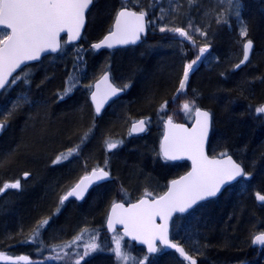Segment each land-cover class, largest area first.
Here are the masks:
<instances>
[{"label":"trees","instance_id":"1","mask_svg":"<svg viewBox=\"0 0 264 264\" xmlns=\"http://www.w3.org/2000/svg\"><path fill=\"white\" fill-rule=\"evenodd\" d=\"M241 2L246 7L242 19L248 28L247 37L255 42V48L249 63L238 70L234 65L241 57L246 37L240 36L239 25L230 22L233 15L223 0H195L191 4L189 0H143L139 5L125 4L134 10H146L148 21L158 17L161 10L165 11L162 17L177 12L180 18H176L175 25L192 23L208 32L211 39L208 58L213 60H206L189 75L184 93L194 100L196 107L209 109L213 114L209 154L226 151L252 176L240 179L218 198L198 205L183 217L190 218L194 211L202 209V218L188 221L196 235L188 229L185 232L180 229L179 235L176 234L174 223V237L198 259V264H264V261L258 262L262 256L264 258V250L259 253L257 263H252L258 252L251 246L255 231L264 228V205L255 201V193L264 195V116H255L253 112L264 103V3ZM122 5L120 0L95 1L80 43H64L58 54L28 65L21 76L28 73L30 83L17 80L0 94V119L9 111L13 112L0 135V182L4 177L23 171L29 174L30 180L20 191L30 190L33 186L38 188L35 197L28 204L21 201L18 210L5 206L6 215L0 219L1 253L26 255L32 259L31 264H59L37 261L34 244L28 241L29 233H26L35 220L49 216L47 214L73 175L64 166H49V160L57 150L80 145L82 159L93 164L96 159L102 162L106 155L111 157L112 151L104 153L106 137L128 139L113 155V185L106 183L83 204H71L70 211L58 215L51 232L52 239L49 240L48 232L41 236L47 245L54 240L55 244L61 242L76 223L101 217L111 191H115L116 199L123 197L124 202L134 201L140 198L144 185L157 187L161 184V175L189 168L188 162L174 163L168 169L158 161L163 120L157 118V109L181 94L178 88L184 60L194 56L193 50L188 43L167 37L157 29L150 30L147 38L137 46L117 50L92 49L91 42L99 40L111 29L116 10ZM181 14L185 15L182 17ZM221 17L228 23L218 24L216 21ZM107 70L120 86H130L125 94L111 101L100 117H96L89 93L93 83ZM69 85H73L72 91L59 99ZM14 104L18 105L16 109H13ZM145 116L151 120L147 132L129 134L131 120ZM85 133L87 139L81 143ZM32 144L30 149L35 159L12 169L11 162L5 159ZM80 160L73 162L71 171L79 168L77 161ZM188 238L199 241L189 244ZM182 261L171 251L164 252L160 260L151 264H182Z\"/></svg>","mask_w":264,"mask_h":264},{"label":"snow or ice","instance_id":"2","mask_svg":"<svg viewBox=\"0 0 264 264\" xmlns=\"http://www.w3.org/2000/svg\"><path fill=\"white\" fill-rule=\"evenodd\" d=\"M195 0H189L194 3ZM93 0H0V90H6V86L15 84L17 80L23 79L25 83H30L28 73L13 75L17 69H21L29 61L39 60L42 53L58 52L61 50L60 34L66 32L68 40L75 41L80 38L81 30L85 23V13L88 11ZM231 3V0H229ZM239 3L237 0V10L235 15L240 16ZM147 11L141 8L139 11L129 10L127 5H122V9L115 17V30L110 31L99 43L93 44L94 49L102 47L112 48L117 44H135L141 38V34L146 32V25L151 21H146ZM227 24L228 21L218 18L216 21ZM189 27H192L191 23ZM161 32L170 31L178 34L180 37L192 40L189 32L181 27H161ZM196 31H200L196 29ZM206 35L205 32H200ZM240 36H248V28L246 25L240 29ZM195 43V41H193ZM253 50V41L247 39L242 45V59L234 65L235 69L249 62L250 54ZM208 52V46L199 48V53L195 59L186 64L183 77L180 80L178 92L186 90L189 73L193 71L194 65L200 61ZM23 71V70H22ZM11 78V79H10ZM71 79V78H70ZM75 82H73L74 84ZM103 83L106 85V91L103 96L99 95V85H96V91L91 94V99L95 103V111L100 113L103 104L112 96H116L120 91L125 90L130 85L124 84L122 87H115L109 82L107 74L103 77ZM73 85H69L63 90V94L59 99H63L72 91ZM91 87V86H89ZM194 104V101L192 102ZM167 102L161 105V111L166 108ZM18 105L14 104L13 109ZM185 112H191L192 104L185 102L182 105ZM257 113L264 114V105L255 109ZM13 115L9 111L7 115L0 119V132L7 127L8 118ZM195 126L191 129L183 125L174 124L171 117H168V132L160 146L161 153L165 160H178L187 158L192 162V171L180 177L178 180L171 181L168 191L158 198L140 199L137 203L125 207L123 203H115L111 205V214L108 217V228L115 231L116 224L125 226V234L131 236L133 240H138L142 244L147 245L148 253H156L160 251L157 247V241L162 245L175 249L188 264H197L196 258L185 251L180 245L169 240L168 229L169 221L174 213H185L192 209L201 201L217 196L221 188L236 181L238 178H250V173L245 172L241 164L232 159L227 152L220 153L222 159L209 157L205 152V144L208 140L209 130L211 127V113L195 108ZM146 119H140L132 123L129 134L144 132L146 130ZM88 134L85 133L81 140L83 143L87 139ZM109 151L115 149L122 141L105 142ZM80 145L69 149L66 153H61L54 163H60L69 157L77 154ZM28 174L25 173V176ZM109 177V172L104 168L93 169L89 174L83 176L70 191L63 195L60 200V206L69 197L83 199L88 188L97 181L105 180ZM20 180L13 183H5L0 186V193L7 189H20ZM149 193L145 192V196ZM255 198L264 205V195L257 192ZM59 212V207L56 210ZM163 223L157 224V218ZM48 224V219H44L36 226L33 233V240L39 235V230ZM87 231V230H85ZM83 233L77 236L75 240L81 239ZM116 246L113 249L116 258L121 264H128L130 259H134L127 255L121 249V238H114ZM75 241L69 242L68 247ZM251 243L254 245L264 246V232H260L253 236ZM99 248L92 241L85 245V250L80 259L75 264H80L84 257L90 252H94ZM67 255V253H66ZM0 259L13 261L12 257L0 254ZM148 257L144 256L143 261H147ZM31 264L27 256L15 258L13 264ZM140 264V262H137Z\"/></svg>","mask_w":264,"mask_h":264},{"label":"rangeland","instance_id":"3","mask_svg":"<svg viewBox=\"0 0 264 264\" xmlns=\"http://www.w3.org/2000/svg\"><path fill=\"white\" fill-rule=\"evenodd\" d=\"M95 1H97V0H94V3H95ZM120 1H122L123 5L128 4V3L138 4L139 5V3L142 2L143 0H120ZM144 1H146V0H144ZM149 1H151V0H149ZM158 1L163 2V0H158ZM223 1L225 2V4H227V6L229 7V9L232 11L230 13L237 19V22H238L240 28L242 26H244L245 24H244L243 19L240 20V16L242 15V12H240V10H239V12H240V16L239 17H237L235 15V12L237 10V8H236V6H237V0H231V3H229V0H223ZM240 1L241 0H238V3ZM251 1H254L256 4L258 2L259 3H262V2L264 3V0H251ZM171 2H172V0H171ZM228 3H229V5H228ZM241 3L242 2L239 3V6H240ZM120 8H121V6L118 7V9L116 10V13L118 12V10ZM240 8L241 7H239V9ZM174 9H176V8L174 7ZM263 10H264V8H263ZM116 13H115V15H116ZM163 13H165V11L164 10H161V14L158 17H154L151 20V25H149V23H148V25H149V32H150V30H152L154 32V30H156V29L158 31H160L159 29L161 27H168V28L181 27V28L186 29L189 32V34L193 38L192 40H188V39H185L184 37H180L178 34L173 33V32H170V31H164L163 32L167 37L170 36L172 38L180 39L181 41H183L185 43H188L190 45V47L192 48L194 56L191 59H189V60L186 61L185 65H184V68H185L186 64L190 63L193 59L196 58V56L199 53V48L200 47H203L205 45L208 46V52L205 53L204 57H201L200 61H198V63L196 65H194L193 69L196 68V67L198 68L206 60L207 61H212L213 60L212 57H209L208 58L209 53H210L209 50L211 49V39L208 36V32L204 31L201 26H199V25H193L192 23H191L192 27H189V24L190 23H187L186 25H175L174 23H176V21H177L176 18H180V14L176 12L175 14L170 15L168 17L167 16L162 17L163 16ZM184 15L185 14H181L182 17ZM196 29H199L200 31H196ZM200 32H205L206 35H201ZM193 41H195V43H193ZM92 49H94V48H92ZM20 75H22V74H20ZM111 75H112L113 81L116 84H118L116 82V80L114 79L112 73H111ZM189 75H190V73H189ZM126 89L128 90L129 87L126 88ZM91 90H92V88H91ZM184 91L181 92L180 95H175L174 98L171 99L170 103H167V106H166V108H164L163 111L160 110L161 107L158 108L157 109V113H158L157 114V118L171 117L172 120H175V121H187V122H191L192 119H193V115H194V111H195L196 105H195V102H194V104L192 103L194 100L192 98L188 97V95H186L184 93ZM185 102H189L190 104H192V109L193 110L191 112H185V111H183L182 105ZM255 113L256 114H259V115L261 114V113H257L256 111H255ZM31 136L34 137L35 135H31ZM108 140H111V141H122V143L119 144V146H121L123 143H126V141L128 139H127V137H122V136H111L110 138L109 137L107 138V141ZM32 146H33V144L31 146L26 145V147L24 149H20V151L16 155L11 156V157L5 159V161H8V163H9V161L11 162V164H12L11 165V168L12 169H14V168L15 169L20 168L24 163L29 162L30 160H34L35 159L33 153L31 152L32 149H30ZM68 150L67 149H65V150L64 149L57 150L56 152H54L52 154V156H51V158L49 160V165L51 167L52 166L54 167L55 165L62 166V167L64 166L66 169H69V172L71 174H73L71 176V178L69 179V181L66 183V185H65L66 187L71 186L77 180V178H76L77 177V173H74L75 171H71L72 168H73V165H74V163H72V160L73 161H76L77 159L75 157L71 156L67 160H63L60 163H54V161L56 160V158L61 153H66ZM116 152L117 151H115V152L112 151L111 157H113V155H115ZM222 152H226V151H221L217 155H220V153H222ZM83 166L87 167V165H85V164ZM251 177L252 176L250 175V178ZM250 178H244V179H250ZM16 180H20L21 188H22V187H24L25 183H28L29 182V180H30L29 179V174L27 176H25V172L22 171L21 173H18V174L14 175V176L4 177L1 180V182H0V186H2L5 183H13ZM65 186L63 188H65ZM143 187H144V189H142V191L139 193L141 196L145 195V192L149 193L148 196H150V197H155L157 194H159V191H156L157 187H155V186H152V185L149 184V185H146V186L144 185ZM20 189H7L3 193H0V219L6 215L5 214V210H4V208H5L6 205H10V207L8 209H11V210H15L16 209V210H18V207L17 206H19V204H21V201L23 202V204H25V203L28 204L30 202L31 198L32 197H35L36 193L38 192V188L36 186L31 187L30 190L29 189H26L24 191L22 190L23 192L20 191ZM13 190H15V191H13ZM7 192H9V193L7 194ZM63 192H64V190L61 192V194ZM7 199H9V200H7ZM58 200H60V198ZM201 210L198 209L196 212L194 211L192 213V216L190 218H183V217L178 218L177 221L175 222V228H177V230L174 228L175 229V233L177 234L178 230H180V229L182 231H184V232L187 231V229L188 230H191L190 229V224L188 223V221L189 222H192L194 219H200V218H202L201 217L202 214H200L201 213ZM78 223H76L73 226V228L71 230V233H69L67 235H64V238L65 239L62 238L61 242L59 241L58 244H55L54 243L52 245H47V243L43 240V237H41V235L40 236H37L35 238V240H32L31 243H33V244H36L37 242L42 243V245H40L38 247L39 249H37L36 251H34L35 252V255L37 256V261L44 260V261H48V262H61L64 259H66L67 257H73L75 260L76 259L77 260L80 259V255H82L83 252H84V250H85V248H84V250H80V246L81 245H84L85 246L86 244L90 243L92 241V238L97 235V230L98 229L97 228H93V229L91 228V229H89V226H91L90 224L94 223V227H96L95 226L96 224L98 225V224H101L102 222H101V219L99 217L97 219L96 218L95 219L93 218V219H91L89 221L88 220H84V221H82V222L79 223L80 225ZM185 223H186L187 226L185 225ZM85 230H87V231H85ZM190 232L193 233L192 234L193 236L196 235L195 231L192 232V230H191ZM39 233H40V230H39ZM81 233H83L81 239L75 240V238L77 236H80ZM254 234H256V233H254ZM254 234H253V236H254ZM120 235H121L120 233L116 232L114 234V236H113V239L114 238H120ZM178 235H179V232H178ZM180 235H182V234L180 233ZM253 236H252V238H253ZM51 239H52V234H50V236H49V240H51ZM72 241H75V242L71 244V247H68L69 242H72ZM198 241H199L198 238H195L194 240H192V238L191 239L190 238L187 239V242L189 244H197ZM114 242H115V239H114ZM120 243H121V240H120ZM252 245L253 244H251V246ZM115 246H116V243H115ZM67 249H70L71 252L68 253ZM121 249L127 255H129L130 257L134 258V259H130L128 261V264H133L134 262H138V261L140 262V264L156 263L158 260H160L163 257V254H164L163 252H160V253H158L155 256L148 257V260L147 261H143L144 255L142 253H140L142 255L134 254L135 252L133 253V249L130 246H126L124 243H121ZM104 251H106V250H104ZM195 251L197 253V250H195ZM96 252L97 251L90 252V254L87 257L89 258V257L92 256L93 258H95V257L99 258V255H96L95 256ZM66 253H67V255H66ZM178 258L181 259L180 257H178ZM181 260H183V259H181ZM254 261L255 262H252V263H257L256 261H258V254L255 257ZM262 261H264L263 256L259 259L258 262H262ZM117 264H121V262L118 260V263ZM182 264H186V263H184V260L182 261Z\"/></svg>","mask_w":264,"mask_h":264},{"label":"bare ground","instance_id":"4","mask_svg":"<svg viewBox=\"0 0 264 264\" xmlns=\"http://www.w3.org/2000/svg\"><path fill=\"white\" fill-rule=\"evenodd\" d=\"M241 2V1H240ZM239 2V3H240ZM242 5V3L240 4V12H245L246 11V7L245 6H241ZM229 11L230 12H232L230 9H229ZM240 20H242V15L240 16ZM230 22H232L234 25H239L238 24V22H237V19L233 16L232 17V19H231V21ZM227 28H228V25H225ZM247 39H251V38H248V37H246L244 40H243V43L244 42H246L247 41ZM254 42V41H253ZM243 45V44H242ZM254 48H255V42H254ZM254 48H253V51H254ZM252 54H253V52H252ZM251 57H252V55H251ZM240 59H242V54H241V57H240ZM240 59H239V61H240ZM187 60H189L188 58H185V60H184V64L186 63V61ZM239 61L237 62V63H239ZM249 63V62H248ZM245 66V65H244ZM197 69V67L196 68H194L193 69V71L192 72H190V74L191 73H193L195 70ZM235 69V68H234ZM235 70H238V69H235ZM108 71V70H107ZM105 72V71H104ZM103 72V73H104ZM129 90V89H128ZM126 92H127V89H126ZM125 92V93H126ZM90 93H91V91H90ZM90 93H89V98H90ZM124 93V94H125ZM91 101V100H90ZM92 104V103H91ZM264 104V103H263ZM262 104V105H263ZM163 105V104H162ZM261 105V106H262ZM92 107H93V105H92ZM161 107V106H160ZM159 107V108H160ZM196 108H203V107H196ZM204 109H206V108H204ZM256 109V108H255ZM255 109L253 110V112H254V115L255 116H258L259 114H256L255 113ZM93 110H94V107H93ZM207 110H209V109H207ZM210 112H211V110H209ZM212 113V112H211ZM94 114H95V111H94ZM194 114H195V111H194ZM95 116H96V114H95ZM97 117V116H96ZM212 117H213V114H212ZM140 118H144V119H146V120H148L149 122L147 123V130L149 129V127H150V122H151V120H150V118H148V117H140ZM140 118H135V119H132L131 120V122H130V125H131V123L134 121V120H138V119H140ZM168 119V117H165V118H163L162 117V120H163V130H162V132H161V135H160V138H159V151H160V140H161V137H162V135H163V133H164V122H165V120H167ZM194 120V115H193V119H192V121ZM173 121H175V120H173ZM192 121L191 122H187V121H175V122H185V123H187V124H190V123H192ZM147 132V131H146ZM145 132V133H146ZM212 133H213V127H212ZM212 133H211V136H212ZM144 134V133H143ZM141 135V134H140ZM111 136H109V138H110ZM107 138L108 137H106L104 140H103V145H104V153H110L111 151H119L120 150V148H121V146H118L117 148H115V149H112L111 151H109L108 149H107V147H106V141H107ZM210 139H211V137H210ZM209 144H210V141H209ZM116 152V153H117ZM208 152H209V145H208ZM115 153V154H116ZM82 150H79V152L77 153V154H75V155H73V157H75L77 160L79 159V158H81V160L78 162L77 161V163L80 165L79 166V168L76 170L75 169V173H77V180L75 181V183H73L71 186H69V187H66L65 186V188H63V190H64V192L62 193V194H60L59 196H58V199L59 198H61L63 195H65L69 190H71V188L76 184V183H78V181L83 177V176H85V175H87V174H89L93 169H96V168H104L105 169V171H108L109 173H110V175H111V179L110 180H108V181H105V182H101V183H97V184H103V183H108V182H111V184L113 183L112 181H114L113 179H114V174H113V170H112V167H113V157H110V154L109 155H106L107 157H105V159H103V161L102 162H99V160L98 159H96V160H94V162H93V164H90L86 159H82ZM109 156V157H108ZM211 156H220V155H211ZM158 161L160 162V164H162V166H166V168H168L169 169V167H171L172 166V164H174V162H171L170 160H165L164 158H163V155L161 154V151H160V157L158 156ZM73 162H76V161H73L72 160V163ZM186 162H188V161H186ZM189 163V162H188ZM87 165V167H85V166H83V165ZM50 166V165H49ZM112 166V167H111ZM244 166V165H243ZM51 167V166H50ZM189 168H190V164H189ZM189 168L187 169V170H177L176 172H174V174L172 175L171 174V171L169 172V173H165V174H163V175H161V184L159 185V186H157V189H158V191H159V194H157L155 197H159V196H161V195H163L165 192H167V190H168V188H169V183L171 182V181H173V180H175L176 178H178V177H180V176H182V175H184L188 170H189ZM245 168V167H244ZM73 169V168H72ZM74 171V170H73ZM245 172H246V169H245ZM241 179H243V178H241ZM240 180V179H239ZM238 180V181H239ZM237 182V181H236ZM235 182V183H236ZM234 184V183H233ZM232 184V185H233ZM95 185V184H94ZM93 185V186H94ZM113 185V184H112ZM231 186V185H230ZM229 187V186H228ZM227 187V188H228ZM226 188V189H227ZM66 189V190H65ZM156 189V190H157ZM225 189V190H226ZM111 190H112V188H111ZM224 190V191H225ZM223 191V192H224ZM89 192V191H88ZM222 192V193H223ZM221 193V194H222ZM256 194V193H255ZM144 196V195H143ZM143 196H141L140 198H142ZM86 197V196H85ZM113 197V199H111ZM155 197H152V198H155ZM219 197V196H218ZM217 197V198H218ZM123 198V197H122ZM122 198H120V197H118L117 199H116V195H115V191H111L110 192V194H109V200H110V202H107V206H110L111 207V205L113 204V202H124V199H122ZM139 198V199H140ZM57 199V202L58 203H56L55 204V206H53L52 207V209L49 211V214H47V215H49V216H47V217H40V218H38L37 220H35L31 225H30V227L27 229V231H26V233H29V236H28V241L29 242H32V240H33V233L35 232V230H36V226L39 224V222L40 221H42V220H44V219H48V224L46 225V226H44L43 228H41L40 229V233H39V235L38 236H42L45 232H48V235H50V234H52L51 232L53 231V225L56 223V218H57V216L58 215H60L61 213H64V212H68V211H70V209H69V207L71 206V204L72 205H77V203H76V201H73V200H77L76 198H69L68 200H66L65 202H64V204H63V206H60V204H59V200ZM85 199V198H84ZM83 199V200H84ZM136 200H138V199H136ZM136 200H134V201H136ZM77 201H79V200H77ZM82 201V200H81ZM255 201H257L256 200V198H255ZM130 202H133V201H130ZM130 202H124V203H130ZM207 202V201H206ZM257 202H259V201H257ZM203 203H205V202H203ZM202 204V203H201ZM259 204H261L260 202H259ZM57 205V206H56ZM200 205V204H199ZM59 207V212H57L56 210H57V208ZM61 207V208H60ZM196 208V207H195ZM194 208V209H195ZM110 210V209H109ZM80 223V222H79ZM78 223V224H79ZM89 224V223H88ZM80 225V224H79ZM91 226H89V229H91L92 228V224H90ZM96 227H94L93 226V228H97L98 230H97V235L95 236V242L99 245V248L96 250L97 252H96V254H95V256L96 255H99V258H97V257H95V258H93L92 256L91 257H84L83 258V260H81V262H83V263H86V264H117L118 263V259L116 258V255H115V253L112 255V257H108V255H107V248H111V247H113L112 246V244L110 243V240L108 239V237L106 236H104L103 237V234H102V228H101V225L100 224H96L95 225ZM92 228V229H93ZM179 231V230H178ZM180 231H182V230H180ZM122 232V231H121ZM259 232H264V228H258L256 231H255V233L257 234V233H259ZM123 234V233H122ZM124 235V234H123ZM255 235V234H254ZM124 237L126 238V236L124 235ZM127 239V238H126ZM127 240H129V239H127ZM129 241H132V240H129ZM132 242H134V241H132ZM55 243V240L54 241H52L50 244L52 245V244H54ZM136 243V242H135ZM57 244V243H56ZM136 245L137 246H139V247H144V246H141V245H138L137 243H136ZM34 246V248H35V251L37 250V249H39L38 248V246H37V244H34L33 245ZM64 247V246H63ZM84 248H85V246L84 245H81L80 246V250H84ZM132 249H133V253L134 254H137V255H142V254H140V252H138V251H136V248L135 247H131ZM104 250H106V251H104ZM67 251H68V253L69 252H71V250L70 249H67ZM99 251V252H98ZM18 256H26V255H18ZM28 257V256H27ZM101 257H107V258H101ZM140 257V256H139ZM77 261V259L75 260L73 257H67L66 259H64L63 261H61V262H58L59 264H75V262ZM80 262V263H81ZM139 262V261H138ZM19 263H22V264H24V262H19ZM82 263V264H83ZM0 264H12V263H0ZM133 264H137V262H134Z\"/></svg>","mask_w":264,"mask_h":264},{"label":"water","instance_id":"5","mask_svg":"<svg viewBox=\"0 0 264 264\" xmlns=\"http://www.w3.org/2000/svg\"><path fill=\"white\" fill-rule=\"evenodd\" d=\"M93 4H94V0H93L92 5H90L88 11L85 13V23H84V27H83V29L81 30L80 38L77 39V40H75V41H70V40H68V34H67L66 32L61 33V34H60V38H59V39H60V42H61V48H62V38H63V37H65V41H66L67 44H77V43H80V42H81V40H82V38H83V36H84V32H85V30H86V26H87V19H88L87 17H88V13L90 12L91 8L93 7ZM121 9H122V8H121ZM121 9H120V10H121ZM128 9H129V10H133V11H137V10H134V9H131V8H128ZM120 10H119V11H120ZM119 11H118V12H119ZM118 12H117V13H118ZM116 15H117V14H116ZM146 21H147V16H146ZM114 30H115V19H114V22H113V24H112V29H111L110 31H114ZM110 31H109L107 34H105L101 39H99V40H97V41H93V42H91L90 46L92 47L93 44H96V43H99L100 41H102V40L104 39L105 36H108V35L110 34ZM148 31H149V29H148V24H147V25H146V32H145L144 34H141V38H140V40H138L135 44H126V45H120V44H117V45H115V46L112 47V48H108V47L105 46V47H102V48H100V49H95V50H102V49L116 50V49H119V48H126V47H131V46H137V45H139L144 39L147 38V36H148ZM251 40H252V39H251ZM252 41H253V40H252ZM92 48H93V47H92ZM253 48H254V42H253ZM59 52H60V51H58V52H50V51H49V52L42 53V54H41V57H40L39 60H36V61H29V62H27L25 65H22V66H21V69H17V72H16V73H13V75L15 76V75H16L19 71H21L25 66H27V65H29V64H32V63L39 62V61H41V59H42L43 57H45V56H47V55H55V54H57V53H59ZM252 52H253V50H252ZM252 52H251V54H250L249 61H250V59H251ZM245 65H246V64H245ZM243 66H244V65H243ZM243 66H241V67H243ZM239 69H240V68H239ZM105 74L108 75V77H109V82H110L113 86H115V87H122V86L117 85V84L113 81V79H112V75H111V72H110V71H105V72H104V73H103V74H102V75H101V76H100V77H99V78L93 83L92 90H91V93H90V100H91V103H92V105H93V107H94V111H95V103H94L93 100L91 99V94L97 90V89H96V85H99V89H100V91H99V95H100V96H103V95H104V93H105V91H106V85L103 83V77H104ZM10 79H11V78H10ZM6 87H7V86H6ZM2 91H3V90H0V94L2 93ZM125 92H126V89L123 90V91H120L116 96H112L111 98H109V99L103 104V107L101 108V111H100L99 114H97L96 111H95L96 116H97V117H100V116L103 114L104 110L107 108V106L110 104V102H111L112 100H114L115 98H117V97L123 95ZM263 105H264V104H263ZM200 109H201L202 111H209V110L204 109V108H200ZM209 112H210V111H209ZM210 113H211V112H210ZM263 115H264V114H263ZM140 119H144V118H140ZM140 119H138V120H140ZM138 120H134V121H138ZM195 120H196V115L194 114V120H193L192 123H190V124H187V123H185V122H175V121H173V123H174V124L183 125L184 127L191 129L192 127L195 126ZM134 121H133V122H134ZM133 122H132V123H133ZM132 123H131V125H130V129H131V127H132ZM212 127H213V117H212V113H211V127H210V130H209L208 140H207V142H206V144H205V152L207 153V155H208L209 157H215V158H217V159L226 158V157H221V156H211V155L209 154V152H208V145H209V141H210V137H211V133H212ZM146 131H147V126H146V130H145L144 132L132 133V135H140V134L145 133ZM167 132H168V124H167V120H165V122H164V133H163V135H162V137H161V140H160V146H161V144H162V142H163V140H164V137H165V135L167 134ZM1 133H2V132H0V135H1ZM160 151H161V149H160ZM161 154H162V153H161ZM228 155L231 156L232 159H233L234 161H236L237 163L241 164V166L244 168V166H243L242 163L238 162V161H237L232 155H230V154H228ZM170 161H171V162L188 161L189 164H190V168H189V170H188L184 175H186L188 172L192 171V162H191V160L187 159L186 157L183 158V159L170 160ZM244 170H245V168H244ZM184 175H182V176H184ZM182 176H180V177H182ZM180 177L176 178L175 180H178ZM110 179H111V175H110V173H109V177H108L107 179L102 180V181H97L96 183H93V184L88 188L87 192H86L85 195H84V198H85V196L87 195L88 191L93 187L94 184L101 183V182H105V181H108V180H110ZM239 179H241V178H238L236 181H238ZM236 181H232L230 184H226V185H224V186L221 188L220 192L217 194V196L212 197V198H209L208 200H205V201H201V202H199V204L217 198L218 196L221 195V193H222V192H223L228 186L232 185V184L235 183ZM78 182H79V181H78ZM170 186H171V182L169 183V187H170ZM71 189H72V188H71ZM168 189H169V188H168ZM69 191H70V190H69ZM167 191H168V190H167ZM165 193H166V192H165ZM165 193H164V194H165ZM164 194H163V195H164ZM161 196H162V195H161ZM69 198H75V197H69ZM84 198H83V199H84ZM155 198H158V197H155ZM83 199H82V200H83ZM140 199H149V200H151V199H154V198H151V197H149V196H143V197L140 198ZM140 199H138V200H136V201H133V202H130V203H124V202H116V203H123L125 207H129L131 204H135V203H137ZM77 200L81 201V199H77ZM199 204L195 205L192 209H189V210H188L187 212H185V213H179V212H177V213H174V214H173L171 220L169 221V229H168V236H169V240H170V241L173 242V240H171V225H172V221H173L174 217L177 216V215H185V214L189 213L191 210H193V209H194L195 207H197ZM110 214H111V207H110V210H109V213H108V217H109ZM107 220H108V218H107ZM156 223H157V224H160V223H163V221L158 217L157 220H156ZM106 228H107V231H108L109 233L114 232L113 230H111V229L108 228L107 221H106ZM117 229H120V230L122 231V233L126 236L127 239L136 242L138 245L144 246V247L146 248V250H147V245H146V244H142V243H141L140 241H138V240H133L131 236H128V235L125 234V226H124L123 224H116V225H115V230H117ZM259 233H260V232H259ZM259 233H257V234H259ZM255 235H256V234H255ZM173 243H175V242H173ZM176 244H177V243H176ZM159 245L162 246V247H164L166 250H168V251H174V252H176V253L179 255V253H178L175 249H172V248L166 247V246L162 245L159 241H157V247H158ZM178 245H179V244H178ZM180 246L183 247L182 245H180ZM256 246H261V245H256ZM183 248H184V247H183ZM184 249H185V248H184ZM185 251H186V250H185ZM186 252H187V251H186ZM156 253H157V252H156ZM0 254H3L4 256L12 257V258H13V261L15 260V258L20 257V256H18V255L5 254V253H1V252H0ZM152 254H155V253H152ZM179 256H180V255H179ZM180 257H181V256H180ZM193 257H194V256H193ZM181 258L183 259V257H181ZM194 258H196V257H194ZM196 260H197V264H198V259L196 258ZM13 261H6V260H3V259H0V263H12V264H13ZM29 261L32 262V259L29 258ZM241 264H244V263H241Z\"/></svg>","mask_w":264,"mask_h":264},{"label":"flooded vegetation","instance_id":"6","mask_svg":"<svg viewBox=\"0 0 264 264\" xmlns=\"http://www.w3.org/2000/svg\"><path fill=\"white\" fill-rule=\"evenodd\" d=\"M40 62V61H39ZM34 64V63H33ZM29 65H31V64H29ZM28 66V65H27ZM27 66H25V67H27ZM24 67V68H25ZM23 68V69H24ZM22 69V70H23ZM19 71L17 74H21V73H23V71ZM16 74V75H17ZM263 115V114H262ZM182 162H185V161H182ZM176 163H178V162H176ZM106 183H103V184H95L90 190H89V192L87 193V195H86V197H85V199L84 200H82V201H77V200H73V201H76V203L78 204V205H81V204H83L85 201H87L88 199H90L91 197H92V195H93V193L95 192V190L96 189H98L99 187H101V186H103V185H105ZM111 199H113V197L111 198ZM110 199V200H111ZM110 200L108 199V202H110ZM109 209H110V206H107V207H105L104 208V210L102 211V214H101V217H100V219H101V228H102V234H103V237L105 236H107L108 237V239L110 240V243L112 244V246L113 247H111V248H107V255H108V257L110 258V257H112V255L114 254V251H113V249H114V247H115V242H114V239H113V236H114V234L116 233V232H118V233H120L121 235H120V240H121V243H124L126 246H130V247H135L136 248V251H138V252H140V253H142L144 256H147V257H151V256H155V255H157L158 253H160V252H171V251H168V250H166L164 247H162V246H158V248H160V251H158L157 253H155V254H152V253H148V251L146 250V248L145 247H139V246H137L136 245V243L135 242H132V241H129V240H127L125 237H124V235L122 234V232H121V230H115L114 232H112V233H109L108 231H107V228H106V221H107V218H108V213H109ZM190 213V212H189ZM187 215V214H186ZM186 215H177V216H175V218L173 219V221H172V225H171V240H173V242H175V243H177V244H179V245H182L183 247H184V244L183 243H181L179 240H178V238H176V237H174V235H173V230H174V223L177 221V219L178 218H180V217H184V216H186ZM254 248H256L257 249V252H258V255H259V253L260 252H262V250H264V246H256V245H252ZM174 252V251H173ZM176 255H177V257H179V255L176 253V252H174ZM190 254V253H189ZM184 260V259H183ZM83 262H81V264H82ZM184 263H186V264H188V262L187 261H185L184 260ZM244 264H248V262L246 263V262H243ZM241 264V263H240Z\"/></svg>","mask_w":264,"mask_h":264}]
</instances>
